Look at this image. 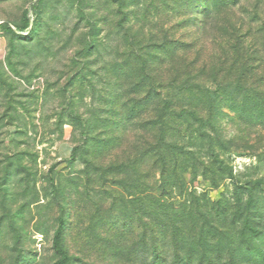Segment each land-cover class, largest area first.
<instances>
[{
  "label": "rangeland",
  "instance_id": "obj_1",
  "mask_svg": "<svg viewBox=\"0 0 264 264\" xmlns=\"http://www.w3.org/2000/svg\"><path fill=\"white\" fill-rule=\"evenodd\" d=\"M61 215L68 264H264V0H0V264Z\"/></svg>",
  "mask_w": 264,
  "mask_h": 264
},
{
  "label": "trees",
  "instance_id": "obj_2",
  "mask_svg": "<svg viewBox=\"0 0 264 264\" xmlns=\"http://www.w3.org/2000/svg\"><path fill=\"white\" fill-rule=\"evenodd\" d=\"M40 0H38L39 2ZM36 11V5L33 6V15L35 14ZM30 23V19L28 16L27 11H25L22 14V25L19 27V29L24 30L27 29L28 25ZM3 29H5L7 32L9 33H13V30L9 27V26H2ZM169 102V101H167ZM51 170V169H50ZM50 184L51 187H54V183H53V177L50 176ZM251 203V198H249L247 200V205H249ZM242 224V231L245 233H248L249 235L255 236L259 233V229L251 224L249 215H245L243 218V222ZM65 219L62 217V215L58 218L57 221V225L53 231L52 234V238H51V246L53 251L57 254V259L53 262V264H68L69 261L71 260V257L68 253V251L63 247V237H64V231H65ZM153 250L156 251L157 248L156 246L153 245ZM155 259H159L158 255L154 256ZM208 259H210L211 261V257H209ZM180 260V261H179ZM177 259V263L176 264H184V260L183 258ZM214 264V263H213Z\"/></svg>",
  "mask_w": 264,
  "mask_h": 264
}]
</instances>
